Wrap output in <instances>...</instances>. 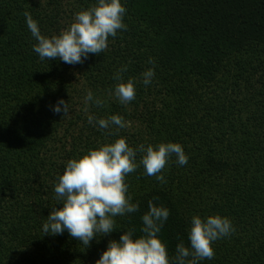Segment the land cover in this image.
<instances>
[{
	"label": "trees",
	"instance_id": "obj_1",
	"mask_svg": "<svg viewBox=\"0 0 264 264\" xmlns=\"http://www.w3.org/2000/svg\"><path fill=\"white\" fill-rule=\"evenodd\" d=\"M97 3L0 0V264H95L129 228L143 235L153 197L170 213L158 234L170 258L177 244L190 247L193 216L220 215L235 231L199 264H264V0H121L127 30L109 37L106 51L83 64L41 61L23 13L51 38ZM123 66L122 82L136 88L128 105L109 95ZM148 69L155 75L145 86ZM89 89L105 106L85 113ZM59 100L69 104L66 117L52 110ZM88 115H120L132 126L107 135ZM119 138L133 149L179 143L188 163L173 155L164 184L142 166L129 174L139 210L115 217L116 230L87 249L67 230L45 235L52 208L63 207L54 188L67 161Z\"/></svg>",
	"mask_w": 264,
	"mask_h": 264
},
{
	"label": "clouds",
	"instance_id": "obj_2",
	"mask_svg": "<svg viewBox=\"0 0 264 264\" xmlns=\"http://www.w3.org/2000/svg\"><path fill=\"white\" fill-rule=\"evenodd\" d=\"M126 11L121 0H98L96 5L76 13L70 27L51 38L41 34L38 23L29 12L23 15L31 35L38 41L33 50L41 61L58 59L75 65L83 64L89 54L100 55L106 51L109 37L114 38L118 31L127 30V25L123 23ZM149 63L154 65L152 58ZM126 71L127 66H123L113 77L121 82L109 93L121 105H128L136 98L134 80L129 78L126 83L122 82L121 73ZM154 75L153 69L143 72V84L149 85ZM90 104L104 107L105 101L95 97L89 89L84 97L85 113H88ZM52 110L57 114L63 112V117H66L69 104L59 100ZM94 122L100 129L108 130L107 135H118L120 129L132 126L131 121L120 115L99 119L88 115V123L92 125ZM113 126L115 131H112ZM138 153L142 154L139 163L136 161ZM173 155L180 166L188 163L189 158L179 143H160L155 147L140 144L133 149L126 138H119L97 150H89L79 159L68 160L54 188L55 199L63 207L52 208L43 224V233L57 236L67 230L71 238L87 249L97 236H107L116 230L115 217L139 210L138 202H130L132 198L128 195L129 185L126 182L128 175L142 166L144 175L155 177L164 184L167 181L161 173ZM155 199L158 197H153ZM153 200H149V210L142 216L140 232L143 235L134 239L136 229L129 228L120 236L119 242H108L107 250L95 264H199L205 259H214L213 242L235 231L227 217L213 215L202 219L193 216L188 235L190 247L183 242L177 244L175 255L170 258L166 245L158 238L170 213L165 207H157Z\"/></svg>",
	"mask_w": 264,
	"mask_h": 264
}]
</instances>
